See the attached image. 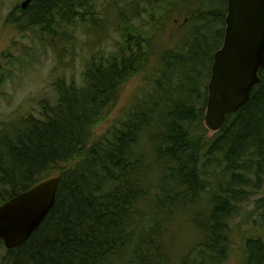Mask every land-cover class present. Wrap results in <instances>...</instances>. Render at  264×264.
<instances>
[{
  "label": "trees",
  "instance_id": "1",
  "mask_svg": "<svg viewBox=\"0 0 264 264\" xmlns=\"http://www.w3.org/2000/svg\"><path fill=\"white\" fill-rule=\"evenodd\" d=\"M108 3L130 7L112 17V50L85 60L79 84L58 78L39 117L0 131V204L60 178L53 208L27 241L12 250L0 242V264H224L229 219L264 170V70L249 101L207 138V84L227 0H31L17 23L37 27L53 50L73 44L67 30L86 20L104 40L112 33L99 6ZM180 32L170 47L166 34ZM152 59L149 89L94 138ZM182 211L198 237L184 254L175 251ZM244 248L243 264H264L260 238Z\"/></svg>",
  "mask_w": 264,
  "mask_h": 264
},
{
  "label": "rangeland",
  "instance_id": "2",
  "mask_svg": "<svg viewBox=\"0 0 264 264\" xmlns=\"http://www.w3.org/2000/svg\"><path fill=\"white\" fill-rule=\"evenodd\" d=\"M23 1L0 0V131L9 125L8 122H15L22 116L31 114L39 117L38 111L43 100L51 101L55 96L54 83L58 78L64 76L66 82L72 79L79 84L85 60H89L91 55L98 54L99 50H104L103 53H109L112 50V17L119 12L118 8H130L126 3L120 5L108 3V5L99 6V12L106 14L107 32L112 33L111 35L104 40L103 35H90V23L86 20L84 27L67 30L76 38L73 44H65L64 48L58 45L53 50L50 44L41 39L42 36L37 35L39 32L37 27L20 28L18 25L19 14L16 8ZM187 4L190 3L187 2ZM20 22L26 25L23 20ZM169 30L171 29L167 31ZM181 33H174L171 38L166 34V39L172 44L170 47L178 43ZM61 53L62 55L58 57ZM148 65H150L149 69L141 70L123 86L119 99L107 120L94 128V138L103 135L110 126L116 125L123 119L149 89V81L155 76L151 68L153 59ZM203 127L207 138H211L214 133L206 129L204 122ZM254 182L259 188L253 187ZM243 190L247 193V199L237 204V212L228 222L231 240L225 264L244 263V241L247 238H260L264 242V170L260 181L253 180L248 188ZM201 196L202 206L207 207L208 197L203 194ZM184 214L183 211L180 213L175 240V251L182 254L191 249L198 238L196 229L192 227L190 220Z\"/></svg>",
  "mask_w": 264,
  "mask_h": 264
},
{
  "label": "water",
  "instance_id": "3",
  "mask_svg": "<svg viewBox=\"0 0 264 264\" xmlns=\"http://www.w3.org/2000/svg\"><path fill=\"white\" fill-rule=\"evenodd\" d=\"M30 0L21 7L25 9ZM264 70V0H227L223 43L213 55L204 125L217 133L260 83ZM60 178L52 177L0 205V241L19 247L54 206Z\"/></svg>",
  "mask_w": 264,
  "mask_h": 264
},
{
  "label": "flooded vegetation",
  "instance_id": "4",
  "mask_svg": "<svg viewBox=\"0 0 264 264\" xmlns=\"http://www.w3.org/2000/svg\"><path fill=\"white\" fill-rule=\"evenodd\" d=\"M28 6H29V5H28ZM28 6H27L25 9H22V8L20 7V5L18 6V8H16V9H17V13L19 14V17L22 16V12H24V11L27 10ZM225 262H226V260H225ZM225 262H224V264H225Z\"/></svg>",
  "mask_w": 264,
  "mask_h": 264
},
{
  "label": "bare ground",
  "instance_id": "5",
  "mask_svg": "<svg viewBox=\"0 0 264 264\" xmlns=\"http://www.w3.org/2000/svg\"><path fill=\"white\" fill-rule=\"evenodd\" d=\"M205 6V5H204Z\"/></svg>",
  "mask_w": 264,
  "mask_h": 264
}]
</instances>
